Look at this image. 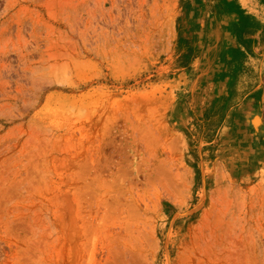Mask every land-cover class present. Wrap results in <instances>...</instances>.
Here are the masks:
<instances>
[{"label": "rangeland", "instance_id": "1", "mask_svg": "<svg viewBox=\"0 0 264 264\" xmlns=\"http://www.w3.org/2000/svg\"><path fill=\"white\" fill-rule=\"evenodd\" d=\"M0 264H264V0H0Z\"/></svg>", "mask_w": 264, "mask_h": 264}, {"label": "bare ground", "instance_id": "2", "mask_svg": "<svg viewBox=\"0 0 264 264\" xmlns=\"http://www.w3.org/2000/svg\"><path fill=\"white\" fill-rule=\"evenodd\" d=\"M99 137H101V136L99 135ZM98 145H99L100 149H97L99 147L96 148L97 149L96 150V156H98L99 159H97L98 157H96V159L99 160V162H98L99 164H97V163L96 164L99 165L100 168H102L101 166H106L107 167L108 166L107 164H109V159L107 158V156H105L103 154L105 153L104 151L109 145V141L107 139H105V137L104 138H100V142L98 143ZM97 151H98V153H97ZM99 152H100V155H99ZM97 180L100 181L99 178ZM102 182H103V180H102ZM98 183H100V182H98Z\"/></svg>", "mask_w": 264, "mask_h": 264}]
</instances>
